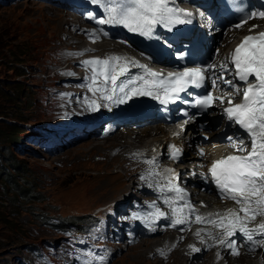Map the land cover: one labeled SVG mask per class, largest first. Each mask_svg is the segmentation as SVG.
Masks as SVG:
<instances>
[{
  "label": "rangeland",
  "instance_id": "rangeland-1",
  "mask_svg": "<svg viewBox=\"0 0 264 264\" xmlns=\"http://www.w3.org/2000/svg\"><path fill=\"white\" fill-rule=\"evenodd\" d=\"M37 3L42 2L18 0L13 4L0 5V112L3 113L0 116V264H35L28 261L32 256L30 255L32 251L27 250L29 244L44 241L46 245H50L58 242L57 232L42 227V215L65 216L73 220L75 217L89 215L100 207L116 202L118 198L122 200L127 198L125 201H129L128 197L136 186V183H131L132 179L136 180V172L128 161L124 164V169L127 174H130L129 171H134L133 176L125 175L122 178L119 176L118 162L122 158H128L130 149L114 146L112 139L119 132L126 135L124 133L126 129H138L134 126L120 127L114 134L110 133V136L106 137L107 140L98 137L81 138L73 142L74 144L63 146L53 154L32 152L31 149L37 150V147L31 146L26 140L27 128L33 122L48 119L46 109L50 104L53 107L58 105L55 99L49 100V96L55 97V92H49L43 84L55 82L56 86L59 84V79L55 80V76H49L47 73H51L53 67L59 63L57 62L59 55L66 48H72L74 44L79 43L77 38L81 37L72 31L68 33L66 25L69 23L66 21L63 30L67 32L57 34L44 11L39 12L34 7ZM54 9L69 12L61 8ZM69 17L77 19L72 13ZM79 23L81 26L84 25L82 21ZM70 28L72 29V26ZM67 35H72L74 39L67 40ZM115 44L123 47L118 43ZM22 70L25 72L24 75L21 74ZM212 112L213 110H210L207 114L209 118ZM16 114L24 119L21 121L23 123L17 122ZM199 121L200 119H196L190 126L194 125L196 128ZM156 125L158 124L145 126ZM204 130L210 131L211 126L203 125L202 130L194 131L192 136L197 138ZM89 139L99 141L101 147H85L84 143ZM18 145L26 149L19 152L16 148ZM16 165L19 166L21 175L18 182L24 181L22 178L29 180L28 188L33 191L30 200L34 202L27 203L22 199H15L10 185L2 181L3 170L6 173H13L12 169ZM112 174H115L112 185L101 186L102 179ZM128 184H130L129 188H127ZM33 207L37 209L36 215L32 213ZM73 222L76 220L74 219ZM147 239V243L141 241L133 249L130 248L132 246L125 248L117 246L109 256L108 264H155L156 261L161 264H172L186 253V250L183 252V248L176 249L168 261H159L152 256L155 249L150 245L158 237ZM210 254L201 255L200 258L194 259V262L186 263H203ZM249 255L241 254L240 257L226 259L221 264H245L247 261L244 258H256V254ZM19 259L22 263L18 262ZM71 259L72 256L67 255V260ZM255 261L256 259L251 263L257 264L259 260Z\"/></svg>",
  "mask_w": 264,
  "mask_h": 264
},
{
  "label": "snow or ice",
  "instance_id": "snow-or-ice-1",
  "mask_svg": "<svg viewBox=\"0 0 264 264\" xmlns=\"http://www.w3.org/2000/svg\"><path fill=\"white\" fill-rule=\"evenodd\" d=\"M91 3L100 5L106 13V18L96 20L97 24L120 25L146 38H158L155 36L157 27L171 31L177 25L189 23L192 16L191 12L179 8L175 0H91ZM256 16L264 18V11L249 12L235 27H242L248 19ZM89 19H95V16L89 14ZM135 63L120 56L84 60L82 64L90 70L86 86L93 94L100 93L101 98L112 105L127 103L137 96H154L167 105L178 99L179 93L186 91L189 86L204 87L206 80L211 77H215L211 79L213 87H216L217 81H222L234 89L235 95L242 94L240 103L234 104L231 98L228 99L229 107L224 109V113L228 121L246 133L250 149L243 138L237 137L239 144L236 145L233 137H228L237 151L246 154L217 159L208 169L221 198L232 200L239 208H229L224 213L209 214L207 217L197 214L195 222L211 224L220 229L219 236L212 238L229 249L232 255H239L240 245L235 239L238 234L250 251L264 247V222L256 227L249 226L257 216H264V32L245 36L230 56L219 64L185 67L183 71L168 73L167 77L149 70L146 77L122 80L128 75L129 65ZM225 74H230L231 78H225ZM236 81L242 82L244 86H238ZM216 101L223 103L224 97H216L209 91L195 98V106L207 109ZM87 103L92 111L100 107L96 100ZM171 148V158L178 159L181 149L175 145ZM147 162L155 164L154 159ZM165 172L169 174L164 177L167 182L158 184L157 188L161 193L175 194L174 199L164 198V203L172 209L171 226L185 225L196 209L186 201L185 190L174 182L178 180V174L173 169H165ZM148 175L161 174L153 170ZM150 215L155 221L165 217L166 213L156 208ZM201 231L209 236L212 234L207 229H198L195 234L203 243ZM190 248L194 253L201 251L195 245H190ZM83 264L94 262L85 260ZM95 264H107L106 258L100 257Z\"/></svg>",
  "mask_w": 264,
  "mask_h": 264
},
{
  "label": "bare ground",
  "instance_id": "bare-ground-1",
  "mask_svg": "<svg viewBox=\"0 0 264 264\" xmlns=\"http://www.w3.org/2000/svg\"><path fill=\"white\" fill-rule=\"evenodd\" d=\"M34 7L36 9H38L39 12H41L42 10L44 11V13L49 17V20L52 23V27L55 28L57 34L58 33H62V32H67V30L69 31L68 33L70 34V32H71L72 29L78 30V29L82 28V26H83V25L81 26L80 23H79L81 21L79 19V17H77V19L76 18H70L69 17V14H71V13L64 12V11L58 10V9H54L55 7H52L51 5H47V4H44V3H37ZM65 21L69 23V24L66 25L67 26V30H63V26L65 25L64 24ZM259 21H261L260 23H262V21L264 22L263 19H261ZM70 26H72V29L70 28ZM251 28H252V25H250V24H247L246 27H245L246 30H249ZM72 38L74 39V37L72 35H69L66 39L67 40H70ZM77 39L80 41L78 44H81V43L84 42V38H82V37H78ZM221 39H222V37H221ZM84 45L83 46H80V47H85ZM231 45L232 44H229L228 47H231ZM114 46H117V44H115L114 42L103 41V42H100V43H95L94 45H91L90 47L92 49L93 48H96L97 50H109L110 51V50L114 49ZM76 95H78V94H76ZM209 115H211L210 118L208 117L210 121L212 119H215V120H218L219 119L218 118V113L215 110H213V112L210 113ZM200 117H203V116H200ZM195 121H196V119L193 121V123ZM165 126H166V129H165ZM210 126H211V130L210 131H205L204 130L203 132L209 134L210 136H215L216 134H218V133L221 132V130H222L223 126H224V122L223 121H218V123H217V125L215 127H213L212 125H210ZM124 131H125L124 133L126 135L121 134V132H119L115 136L112 137V139L114 140V143H115L114 146L117 145L118 147H120L122 149L129 148L130 149L129 151L137 152V153H141V154H146L147 156L158 155L159 157H162L163 156V151H164V148H165V145H166V142H168V141H174L177 144L184 146V150L186 152V156L192 157V158L196 159V161H201V159H198L197 156H196V153H197L196 150L195 149H192V148H190V147L187 146V143H191L193 145V144H195L197 142V138H195V137L192 136L193 135V132L196 131V128H195L194 125L193 126H190V124L189 125H186L185 131H182L180 129V127L177 126V125L172 126V124H165V125L158 124L156 126H145V127H142V128H138L136 130L126 129ZM175 133H177L176 136H175ZM106 140H107V138H106ZM84 146L85 147H88V148L101 147V143L99 141L94 140V139H91V140L89 139L86 143H84ZM107 148H109V147H107ZM206 149L207 150H211V145H207L206 146ZM118 152H120V151H118ZM219 153H221L220 146L219 145H215L214 154H219ZM117 154H119V153H117ZM120 158H122V157H120ZM128 160H129L128 158L127 159L122 158V160H120L118 162V167L120 168V170H119L120 171L119 176H121V178H122V176L124 177L125 175H130V177L133 176V172L134 171H129L130 174H127V171L125 172V169H124V164ZM135 163L136 162H134L132 164H135ZM174 166H176V169L177 170H180L181 168H183L184 165L179 164V165H174ZM122 170L124 171V173H123ZM113 177H115V174H112L110 176L107 175L103 179L101 178L102 179L101 186L104 187V186L112 185V178ZM123 181L126 182L125 179H123ZM131 183H135V181L132 179V182ZM129 187H130V184H128L127 188H129ZM102 189H104V188H102ZM108 191L110 192V190H108ZM199 195L201 196L199 199H203V200L206 199V201L208 202L207 207L209 208V210H216L219 207H221V204L218 201H212V199L214 198V195L212 193H208V192H206V193H199ZM209 195H211V196H209ZM167 234H169V239L170 240H174V239L177 238V236H175L174 231H168ZM147 240L146 239H143L142 241L144 243L145 242L147 243ZM151 241H152V239H151ZM162 241H163V238L161 240H155V241H153L152 244H150V245L155 246L157 244H161ZM135 245H133L130 248L131 249L135 248L136 247ZM147 247L149 248V246H147ZM143 250H144V248H143ZM147 250L148 249L146 248V251ZM175 252H177V251H175ZM183 252H184V249H183ZM220 254H221V252L216 253V254H210V255L207 256V258L205 259V261L203 263H200V264H215V263L221 264L224 260H226V259L231 260L233 258V257H227V258H223V259H218L217 260V258L219 257ZM259 256H260V252H258L257 255H256V258H255L256 261L259 260ZM85 257H86V255H84V256H76L74 259H75V261L78 264H82ZM144 257H146V256H144ZM194 258H195L194 256L189 257L188 255H185V256H182L179 260H177L176 262H174L172 264H187L186 263L187 261H189V263H192V262H194L193 261ZM244 259H245V261H247L248 264H250L251 262H254V260H255V259H247V258H244ZM247 263H245V264H247ZM155 264H161V262L158 263V261H156ZM195 264H197V263H195ZM254 264H256V263H254ZM257 264H264V262L258 261Z\"/></svg>",
  "mask_w": 264,
  "mask_h": 264
},
{
  "label": "trees",
  "instance_id": "trees-1",
  "mask_svg": "<svg viewBox=\"0 0 264 264\" xmlns=\"http://www.w3.org/2000/svg\"><path fill=\"white\" fill-rule=\"evenodd\" d=\"M21 74L24 75L25 72L22 70L21 71ZM30 106V105H29ZM3 113L0 112V116H2ZM18 119L17 122H21V121H24L23 118H19L20 116L18 114L15 115ZM23 123V122H21ZM6 161H9V160H6ZM19 166H14L13 167V173L9 172V173H6L5 170H3V178H2V181H6L10 187H11V191H12V195L15 199H22L24 201H26L27 203L29 202H34L33 200H30V197H32V190L28 187H30V182L27 178H22L24 179V181L22 180L21 182H18L19 181V177L21 176L19 174ZM22 182H25V184H23ZM32 213L36 215V212H37V209L33 207L32 209Z\"/></svg>",
  "mask_w": 264,
  "mask_h": 264
},
{
  "label": "water",
  "instance_id": "water-1",
  "mask_svg": "<svg viewBox=\"0 0 264 264\" xmlns=\"http://www.w3.org/2000/svg\"><path fill=\"white\" fill-rule=\"evenodd\" d=\"M197 119H200V121H199V122H201V121H202V119H203V117H200V116H198V117H197Z\"/></svg>",
  "mask_w": 264,
  "mask_h": 264
}]
</instances>
